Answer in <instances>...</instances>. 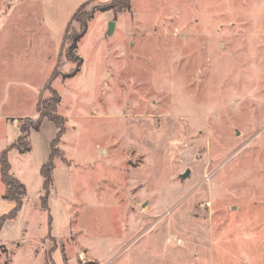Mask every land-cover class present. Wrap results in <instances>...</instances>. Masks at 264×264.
Instances as JSON below:
<instances>
[{
	"label": "rangeland",
	"instance_id": "1",
	"mask_svg": "<svg viewBox=\"0 0 264 264\" xmlns=\"http://www.w3.org/2000/svg\"><path fill=\"white\" fill-rule=\"evenodd\" d=\"M42 1L0 0L2 50L32 46L0 65V109L33 118L57 66L67 130L53 162L69 166L71 194L51 190L49 226L34 201L26 232L2 233L0 264H264V0H130L116 16L97 12L111 0H88L60 49L18 19L41 15ZM72 1L52 13L64 21ZM92 12L80 71L62 80ZM20 27L30 38L13 36Z\"/></svg>",
	"mask_w": 264,
	"mask_h": 264
},
{
	"label": "crops",
	"instance_id": "2",
	"mask_svg": "<svg viewBox=\"0 0 264 264\" xmlns=\"http://www.w3.org/2000/svg\"><path fill=\"white\" fill-rule=\"evenodd\" d=\"M56 0H43L42 1V13L41 15L33 18L32 16H20L18 19L27 20L31 19L35 26L32 28L36 35H41L43 38H51L53 40H57L59 42V49L62 45L63 36L66 31V28L76 10L88 0H73L72 5H70L69 10L65 15L64 21H61L58 14L54 15L52 12V5L55 4ZM55 7V6H54ZM56 9V7H55ZM10 14H5L1 16L2 23L9 22L11 17ZM5 24L1 25L0 33L2 28L5 27ZM109 24V22H108ZM116 27V21H114V28ZM18 29V28H17ZM30 28H22L14 33L13 36L17 37H26L30 38L31 36ZM107 32V31H106ZM23 33V35H22ZM32 46L29 41V46H27L23 51L19 54H8L9 50H2L0 47V65H5L9 61H11L14 57L18 61H24V58L30 54ZM7 53V54H6ZM59 54V50H58ZM57 55V54H56ZM55 55V56H56ZM14 56V57H12ZM58 56V55H57ZM56 56V57H57ZM40 90V89H39ZM39 97V92L37 94ZM37 102V101H36ZM36 115V114H34ZM33 115V117H34ZM27 116H21L16 114H4L2 109H0V152L11 146L19 135V126L18 123L23 118ZM32 117V116H31ZM45 128V132H43L42 128ZM67 130V128H66ZM57 134L56 127L52 122L48 120H43L41 127L38 131H31L29 135V141L31 145V150L25 154H18L15 150H10L8 152V160L11 167L12 174L25 186H27V182L24 177L27 173L34 176L35 182L38 187H42V178L39 174L40 167L47 162L49 153L51 150V143L55 139ZM56 165L53 169V189L52 191H56L55 185L57 184L59 193L61 195H66L69 197L71 194V174L69 166ZM61 169V170H59ZM60 171L62 175H60ZM58 173V176H57ZM61 176L64 180L63 185L61 184ZM5 187L0 180V237L5 230H11L12 226H18L17 233L22 230L23 233L26 232L25 228L28 224V220L31 214V209L36 207L34 205V201H36V205L40 209L39 197L37 199H32L31 201L27 198V194L21 203V207L19 211L14 215L10 216L14 209L16 208V203L12 200L3 199L2 196L4 194ZM58 193V192H57ZM60 195V196H61ZM62 197V196H61ZM24 236V234H22ZM1 245H3L0 241Z\"/></svg>",
	"mask_w": 264,
	"mask_h": 264
},
{
	"label": "trees",
	"instance_id": "3",
	"mask_svg": "<svg viewBox=\"0 0 264 264\" xmlns=\"http://www.w3.org/2000/svg\"><path fill=\"white\" fill-rule=\"evenodd\" d=\"M83 5V4H82ZM79 8L73 14L72 18L76 16ZM112 11L116 16L121 13L131 11L130 0H111L110 4L98 9L97 12ZM94 12L86 15L80 22V31L78 34L71 37L70 44L66 51V61L74 65L73 69L65 74L61 75L62 80H66L74 77L80 71V67L83 63L82 59L77 55V44L86 34L88 29V22L93 18ZM71 21V20H70ZM70 23V22H69ZM69 25V24H68ZM68 27V26H67ZM67 30V28H66ZM66 33V31H65ZM63 36L62 46L65 45V34ZM57 66H55L51 78L47 81L42 89L47 91V96H42L39 93L38 100L36 102V115L33 118H23L22 125L19 127V135L16 141L6 149L0 152V180L5 187L3 199L12 200L16 203V208L10 216H14L20 209L21 203L26 196L25 186L12 174L10 163L8 160V152L15 150L18 154L22 155L28 153L31 150L29 141V135L31 131H38L41 127L43 120H48L54 124L57 130L55 139L51 143V150L46 163H44L39 170V174L42 178L41 195L39 197L40 209L48 214V226L50 225L51 217L48 207V196L53 186V158L56 152H59L58 144L60 139L66 132L64 117L58 113V106L60 104V96L58 92L52 87L53 80L58 76L56 74ZM49 229V227H48ZM45 258L46 264L52 261L50 255Z\"/></svg>",
	"mask_w": 264,
	"mask_h": 264
},
{
	"label": "water",
	"instance_id": "4",
	"mask_svg": "<svg viewBox=\"0 0 264 264\" xmlns=\"http://www.w3.org/2000/svg\"><path fill=\"white\" fill-rule=\"evenodd\" d=\"M113 28H114V21H112V22H110V23L108 24L107 34H111L112 31H113ZM189 174H190V172L187 170L184 174H182V175L180 176V178H181V179H185L186 177L189 176Z\"/></svg>",
	"mask_w": 264,
	"mask_h": 264
}]
</instances>
